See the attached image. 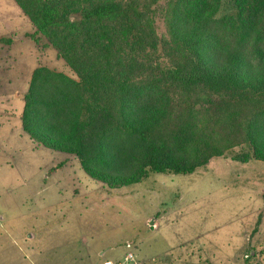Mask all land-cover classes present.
Masks as SVG:
<instances>
[{
    "label": "trees",
    "instance_id": "1",
    "mask_svg": "<svg viewBox=\"0 0 264 264\" xmlns=\"http://www.w3.org/2000/svg\"><path fill=\"white\" fill-rule=\"evenodd\" d=\"M14 1L74 74L32 70L20 119L37 144L108 188L235 147L264 161V0H172L165 33L157 0Z\"/></svg>",
    "mask_w": 264,
    "mask_h": 264
},
{
    "label": "rangeland",
    "instance_id": "2",
    "mask_svg": "<svg viewBox=\"0 0 264 264\" xmlns=\"http://www.w3.org/2000/svg\"><path fill=\"white\" fill-rule=\"evenodd\" d=\"M171 5L152 6L158 33ZM32 31L14 0H0V264H264V161L234 159L239 147L191 173L108 188L73 154L29 138L16 90L23 98L40 65L74 77Z\"/></svg>",
    "mask_w": 264,
    "mask_h": 264
},
{
    "label": "crops",
    "instance_id": "3",
    "mask_svg": "<svg viewBox=\"0 0 264 264\" xmlns=\"http://www.w3.org/2000/svg\"><path fill=\"white\" fill-rule=\"evenodd\" d=\"M34 69V68H33ZM32 69V70H33ZM32 70H31V72H32ZM31 72H30V74H31ZM8 80L7 79H5V83H3V84H5V85H7L8 84ZM1 85L2 84H0V87H1ZM5 85H4V88H5ZM4 88H0V96H4V94L7 92ZM16 95H17V97L19 96V98H20V100H22L23 101V98H21L22 97V93L19 91V90H16ZM20 95H21V97H20ZM10 100V99H9ZM9 105H10V103H9ZM9 107V111H10V107H11V105L10 106H8ZM23 109V108H22ZM22 109H21V111H19L18 113V117L19 118H21V113H22ZM11 115V114H10ZM7 116V115H6Z\"/></svg>",
    "mask_w": 264,
    "mask_h": 264
},
{
    "label": "built area",
    "instance_id": "4",
    "mask_svg": "<svg viewBox=\"0 0 264 264\" xmlns=\"http://www.w3.org/2000/svg\"><path fill=\"white\" fill-rule=\"evenodd\" d=\"M125 246H126V248H130L129 247L130 246L129 243H127ZM124 259H125V261L132 260V253L130 251H128V253L126 254V256H124Z\"/></svg>",
    "mask_w": 264,
    "mask_h": 264
}]
</instances>
